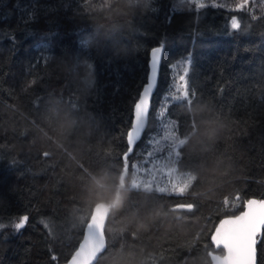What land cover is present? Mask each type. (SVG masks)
<instances>
[{
	"label": "trees",
	"instance_id": "1",
	"mask_svg": "<svg viewBox=\"0 0 264 264\" xmlns=\"http://www.w3.org/2000/svg\"><path fill=\"white\" fill-rule=\"evenodd\" d=\"M162 43L148 126L128 153ZM189 57L173 103L170 76ZM168 120L175 168L193 175L182 193L132 184ZM252 197L264 199V0H0V264L67 261L101 203L96 264H211L224 253L217 223Z\"/></svg>",
	"mask_w": 264,
	"mask_h": 264
},
{
	"label": "snow or ice",
	"instance_id": "2",
	"mask_svg": "<svg viewBox=\"0 0 264 264\" xmlns=\"http://www.w3.org/2000/svg\"><path fill=\"white\" fill-rule=\"evenodd\" d=\"M208 7H212V5H208ZM229 28L231 31H238L239 24L234 25L230 21ZM163 50V43L151 49L146 83L133 102L132 119L128 131L133 133L137 142L140 141L149 120L151 98L157 86ZM190 63L189 57L185 61L183 74H178L175 77L170 76L171 88L167 99L173 103L178 102L176 97L179 91L187 87L185 78L189 75L188 65ZM174 67L176 65H169L170 72ZM133 123L135 127H132ZM164 127L171 130V121L165 122ZM245 209L239 215L221 219L218 226H216L217 230L213 234V239L216 245L218 247L222 246L227 253L221 258V264H257V245L264 241V199H247ZM29 219L28 214L19 215L11 224L14 234L24 229L28 225ZM3 227L4 225L0 223V229ZM52 259L55 260L56 257L53 256Z\"/></svg>",
	"mask_w": 264,
	"mask_h": 264
},
{
	"label": "rangeland",
	"instance_id": "3",
	"mask_svg": "<svg viewBox=\"0 0 264 264\" xmlns=\"http://www.w3.org/2000/svg\"><path fill=\"white\" fill-rule=\"evenodd\" d=\"M195 1L197 4L205 3V0ZM184 89H181L182 92ZM181 142L182 140L175 135L173 124H171V130L165 127L162 136L153 142L154 148L147 154L144 164L135 168L132 184L147 189L156 188L174 193L184 192L191 184L193 175L183 176L175 168L177 146ZM167 145L168 148L163 153L162 151Z\"/></svg>",
	"mask_w": 264,
	"mask_h": 264
},
{
	"label": "water",
	"instance_id": "4",
	"mask_svg": "<svg viewBox=\"0 0 264 264\" xmlns=\"http://www.w3.org/2000/svg\"><path fill=\"white\" fill-rule=\"evenodd\" d=\"M162 55H163V53H162ZM161 62H162V60H161ZM160 67H161V64H160ZM160 67H159V72H160ZM158 79H159V75H158ZM157 85H158V82H157ZM156 88H157V86H156ZM156 88L154 89V92L152 94L151 107H152V99H153L154 93L156 91ZM147 126H148V122L146 124L145 130H146ZM132 127H135L134 123H133ZM143 134H142V136H143ZM127 140H128V144H129L128 153H130L133 151L135 145L137 144V141L135 140L134 135L131 131H128ZM125 172H126V169L124 170V174H125ZM250 199L260 200L259 198H256V197H252ZM176 208L177 209H189V208H191V205L180 204ZM243 210H246L245 207ZM243 210H241V211H243ZM241 211L235 215H239L241 213ZM109 215H110V211L106 207L105 204L101 203L95 207V211L89 220L87 229L83 235V238L81 239V241L78 245V249H77L76 253L73 254L67 261H65L61 264H96L98 262L101 253L103 251H105L107 248L106 225H107V222L109 219ZM229 216H234V215L224 216L221 219L227 218ZM221 219H220V221H221ZM219 222L217 223L216 226H218ZM216 230L217 229L215 227L214 231L212 233V241H213L214 245L216 246V248H222L224 250V253L223 254H221L219 252L213 253L211 264H221V258L227 254L226 250L222 246L218 247L216 245L214 239H213V234ZM257 264H258V248H257Z\"/></svg>",
	"mask_w": 264,
	"mask_h": 264
}]
</instances>
